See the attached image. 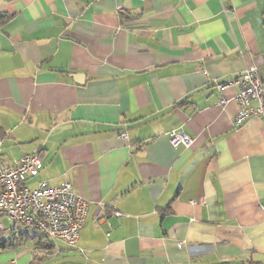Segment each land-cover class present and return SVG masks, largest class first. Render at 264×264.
Segmentation results:
<instances>
[{
	"label": "crops",
	"instance_id": "crops-1",
	"mask_svg": "<svg viewBox=\"0 0 264 264\" xmlns=\"http://www.w3.org/2000/svg\"><path fill=\"white\" fill-rule=\"evenodd\" d=\"M251 66L264 0H0L2 158L88 203L75 247L5 232L0 264H264V122L216 86Z\"/></svg>",
	"mask_w": 264,
	"mask_h": 264
},
{
	"label": "built area",
	"instance_id": "built-area-1",
	"mask_svg": "<svg viewBox=\"0 0 264 264\" xmlns=\"http://www.w3.org/2000/svg\"><path fill=\"white\" fill-rule=\"evenodd\" d=\"M216 86L220 93L233 87L239 89L233 98L239 106L234 120L236 127L252 117L264 122V82L256 67H248L234 80ZM227 103L221 98L219 105ZM168 138L175 150L190 149L196 142L182 129L170 132ZM2 145L0 142V234L33 231L52 243L62 241L75 247L88 215V203L70 183L53 187L40 182L31 186L30 181L37 178L44 167L42 156L39 153L24 155L16 164L8 165L2 158Z\"/></svg>",
	"mask_w": 264,
	"mask_h": 264
},
{
	"label": "trees",
	"instance_id": "trees-1",
	"mask_svg": "<svg viewBox=\"0 0 264 264\" xmlns=\"http://www.w3.org/2000/svg\"><path fill=\"white\" fill-rule=\"evenodd\" d=\"M16 236H17V238H15L16 240H18V239L21 240V239H23V237H24V239H27L26 235H24V234H20V235H16ZM34 240H35V242L37 244V247H41V248H46L47 249V248L51 247V245L53 244L49 240H47V239H45V238H43V237H41L39 235H38V237H35ZM13 244H15V243H13ZM8 247L9 246H7L6 242H0V250H4V249H6Z\"/></svg>",
	"mask_w": 264,
	"mask_h": 264
},
{
	"label": "rangeland",
	"instance_id": "rangeland-1",
	"mask_svg": "<svg viewBox=\"0 0 264 264\" xmlns=\"http://www.w3.org/2000/svg\"><path fill=\"white\" fill-rule=\"evenodd\" d=\"M31 234H33L34 232L33 231H30Z\"/></svg>",
	"mask_w": 264,
	"mask_h": 264
}]
</instances>
